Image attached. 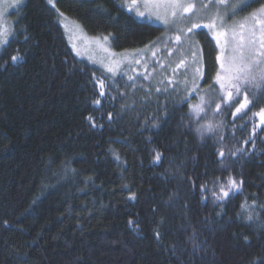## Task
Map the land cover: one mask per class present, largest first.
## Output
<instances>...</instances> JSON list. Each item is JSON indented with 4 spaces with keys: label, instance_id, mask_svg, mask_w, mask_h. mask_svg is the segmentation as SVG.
Segmentation results:
<instances>
[{
    "label": "trees",
    "instance_id": "16d2710c",
    "mask_svg": "<svg viewBox=\"0 0 264 264\" xmlns=\"http://www.w3.org/2000/svg\"><path fill=\"white\" fill-rule=\"evenodd\" d=\"M52 2L21 0L0 46V264H264V89L249 86L246 114L232 115L239 101L215 110L220 48L204 28L190 40L205 72L195 92L185 67L110 76L76 56L59 13L115 51L163 27L121 0ZM244 3L230 21L264 7Z\"/></svg>",
    "mask_w": 264,
    "mask_h": 264
},
{
    "label": "snow or ice",
    "instance_id": "6c2138e0",
    "mask_svg": "<svg viewBox=\"0 0 264 264\" xmlns=\"http://www.w3.org/2000/svg\"><path fill=\"white\" fill-rule=\"evenodd\" d=\"M48 2L52 3V0H48ZM139 2L143 4L146 11L137 10L138 16L144 17L147 12L149 18L155 17L156 20L165 26L177 22H184L189 18L188 14L196 15L199 18L200 12H207L213 6L217 8V11L211 15L208 23L201 25L198 22H193L186 32L183 29H180V31L183 33V39H190L189 34L196 35L201 28L207 29L213 34V38L220 48V52L216 56L219 68L214 77V84L209 86L210 89L214 90L215 85H219V102L216 103L215 110L220 112L224 108L230 109L233 104L239 101L232 115L236 117L237 114H246V110L250 107V104L254 103V101L249 99V86L251 85L258 90L264 89V71L260 72L259 76H257L255 71L260 65L264 64V7L246 18L244 22L233 25L231 28H225L223 20L228 13L225 11L224 15H221L220 7L223 6L227 9L229 0H207L206 3L204 0H199V7H197L196 0H139ZM246 6L247 4L244 3V0H239L238 4L231 5V14L235 15L238 8L242 9ZM138 7V0H132L129 10L131 11L133 8L138 9ZM249 20L251 21L250 25L248 23ZM217 21H220V23ZM3 34L4 30L0 29V36H3ZM107 39L108 37H104V40ZM175 40L178 44L181 43L182 36L177 35ZM4 42H6V38L0 39V43ZM190 47H192L191 43ZM197 56V52L193 49V63L199 62ZM11 59L13 62H16L21 58L13 56ZM136 63L139 64L140 61L137 60ZM180 67H187L185 59H182L177 64V68ZM108 71H113V69L109 68ZM195 74L202 79L205 72L202 67H197ZM129 79L131 80L132 77H129ZM198 84L199 80L194 77L191 91L195 92ZM101 86H103L102 82ZM241 91L245 92L243 100L239 99ZM213 94L215 95L214 92ZM103 95L105 93L101 91V96ZM95 103L100 104L101 101L97 100ZM207 103L208 101L201 96L200 103L190 105L191 113L195 116H200L201 113L205 112V105ZM254 115L259 117L260 124L264 126V108ZM214 127L209 122L198 129V131H200L203 137L204 134L212 132ZM261 130H264V127ZM253 132H255V128ZM224 155L225 153L221 151L220 156L223 157ZM231 155L234 156L236 153L233 152ZM229 184L233 188L239 187L236 181L232 179L229 180ZM213 195H216L217 200H222L224 197L229 196V192L221 188V195H217L216 193H213ZM247 219L251 221L253 219L252 215L249 214Z\"/></svg>",
    "mask_w": 264,
    "mask_h": 264
},
{
    "label": "rangeland",
    "instance_id": "374dc122",
    "mask_svg": "<svg viewBox=\"0 0 264 264\" xmlns=\"http://www.w3.org/2000/svg\"><path fill=\"white\" fill-rule=\"evenodd\" d=\"M20 2L21 0H0V29L4 30V34L3 36H0V39L8 38L11 29L8 13L16 9ZM196 2L197 7H199V0H196ZM204 2L206 3L207 0H204ZM121 3L124 5L126 10L133 13L136 17L147 19L163 27L162 35L141 48L115 51L110 47L109 39L104 40V37L106 36L89 35L75 20L59 13L60 24L64 30L68 44L76 56L84 59L93 66L101 68L110 76H115L124 72H140L146 76L158 73L155 76L157 79H163L164 77L168 79L173 78L172 75L166 77V71L168 70V72H170L169 67L175 71L177 64H179L182 59H185L187 67H185L183 71L187 76L186 79L192 82L194 77H197L195 70L197 67H201V63L199 55L197 56V60L199 62H192L193 50L192 47H190L192 34H189L190 39H183V33L180 29H183L184 32H186L187 29L191 27L193 22H198L201 25L208 23L211 15L217 11V8L213 6L209 8L207 12H200L199 18H197L196 15L188 14L189 18L184 22H177L165 26L160 21L156 20L155 17L149 18L147 12L144 17L138 16L137 10L146 11L143 4L140 3L139 0L138 9L133 8L131 11L129 10V6L132 4V0H121ZM50 4L53 5V2ZM225 11L228 13L223 20L225 28H231L233 25L239 24L236 23L237 21H230L232 19L230 15L231 0H229L227 9L223 6L220 7L221 15H224ZM257 11L258 10L252 12L251 15ZM251 15H249V17ZM217 22L220 23V21ZM240 23H242V21ZM248 23L250 25L251 21L249 20ZM177 35L182 36V41L179 44L175 40ZM2 44L3 43H0V46ZM154 53L155 55H153ZM169 56H171V58L167 59ZM137 60L140 61L139 64L136 63ZM109 68L113 69V71H108ZM162 68H164V70H162ZM259 112L260 111L257 113ZM256 118L257 126H260V120L257 115Z\"/></svg>",
    "mask_w": 264,
    "mask_h": 264
}]
</instances>
